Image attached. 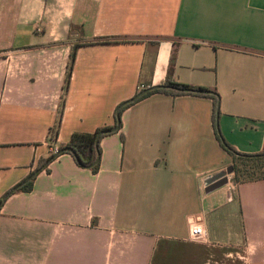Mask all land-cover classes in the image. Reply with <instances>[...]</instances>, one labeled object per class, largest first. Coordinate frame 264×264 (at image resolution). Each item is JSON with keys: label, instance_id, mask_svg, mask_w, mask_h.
<instances>
[{"label": "crops", "instance_id": "crops-1", "mask_svg": "<svg viewBox=\"0 0 264 264\" xmlns=\"http://www.w3.org/2000/svg\"><path fill=\"white\" fill-rule=\"evenodd\" d=\"M166 80L214 90L223 139L264 150V0H0V198ZM211 109L153 93L102 137L97 173L59 155L3 201L0 264H264V179L203 191L231 161Z\"/></svg>", "mask_w": 264, "mask_h": 264}, {"label": "trees", "instance_id": "trees-1", "mask_svg": "<svg viewBox=\"0 0 264 264\" xmlns=\"http://www.w3.org/2000/svg\"><path fill=\"white\" fill-rule=\"evenodd\" d=\"M74 58V52L71 54V59ZM162 86H157L145 94L139 96L135 101L130 102L128 104L123 105L119 110V115L121 117L122 111L129 107L130 105L134 104L136 101H139L140 99L151 95L153 93H161V94H168L171 96H177V95H197V96H203L207 97L211 100L212 104V113H211V119H212V126L214 131V136L220 147L230 156V164L232 165V179L233 181L237 183L241 182H248V181H254V180H260L264 179V150L256 152V153H242L237 150H235L230 144H228L222 137V135L219 132L218 126L216 125L215 121V111L218 109V95L214 90H210L208 88H203L200 86H193L189 84H183V83H177L170 80H166L164 83H162ZM198 90H209L210 92L204 93V92H198ZM118 108V107H117ZM117 110V109H116ZM116 110L114 114V123L113 125L109 126H103L95 129L93 132H80L76 131L71 134L70 140L67 144L59 146V151L56 153L49 154L46 158L40 159L38 161V164L36 168L31 172L29 177L32 175L31 179L23 183V185L17 189H15L14 186L10 190H8L1 198H0V207L3 203V201L11 195L14 191H30L32 188V183L35 175L45 169L47 165L56 159L59 155L63 153H68L72 156L75 163L83 168H88L91 170L92 173H97L99 170V161H100V154H101V148H100V140L102 137L107 136L112 133H116L121 128V122H119V128L115 131H108L103 132L100 134L99 140L97 141V134L100 131L108 130L112 128L117 120H116ZM121 121V120H120ZM57 134V126H55L53 129L50 130V139L56 137ZM123 139V137L121 136ZM66 148H70V150H66ZM63 150V151H60ZM98 158L97 162L95 160ZM242 162L245 163L250 170L240 171L238 169V163ZM241 177V179H240ZM27 180V178L25 179ZM23 180L22 182H24ZM20 182V183H22Z\"/></svg>", "mask_w": 264, "mask_h": 264}, {"label": "water", "instance_id": "water-1", "mask_svg": "<svg viewBox=\"0 0 264 264\" xmlns=\"http://www.w3.org/2000/svg\"><path fill=\"white\" fill-rule=\"evenodd\" d=\"M157 86H162L163 87L164 85L160 84V85L149 86V87L143 88V89L139 90L137 93H135V95L132 98H130V99L122 102L118 106V108L116 110V120H117L116 124L112 128H110L108 130L100 131L97 134V141L99 140V137H100V134L101 133L108 132V131H115V130H117L119 128V122H120L119 110H120V108L123 105L135 101V99H137L139 96L145 94L146 92H148L149 90H151V89H153V88H155ZM198 92L208 93L210 91L209 90H198ZM217 118H218V109H216V111H215V121H216V125H217ZM66 150H70V148H66ZM60 151H63V150H60ZM97 160H98V158L95 160V162H97ZM231 172H232V165L229 164L226 167H224V168L216 171L215 173H213L210 176H208L207 178H205L203 180V182H202V184L204 186L203 191L205 193H207V192H210V191H212V190H214V189H216V188L224 185L227 182V175L231 174ZM31 177H32V175L30 177H28L27 180H25L24 182L17 184V186L15 187V189L21 187L23 185V183H25L26 181H28L29 179H31Z\"/></svg>", "mask_w": 264, "mask_h": 264}, {"label": "built area", "instance_id": "built-area-1", "mask_svg": "<svg viewBox=\"0 0 264 264\" xmlns=\"http://www.w3.org/2000/svg\"><path fill=\"white\" fill-rule=\"evenodd\" d=\"M50 139V133H49ZM58 146H51L50 154L56 153L59 150ZM187 223V238L193 241H204L205 230L202 223L201 216L199 214H193L189 216L186 220Z\"/></svg>", "mask_w": 264, "mask_h": 264}, {"label": "rangeland", "instance_id": "rangeland-1", "mask_svg": "<svg viewBox=\"0 0 264 264\" xmlns=\"http://www.w3.org/2000/svg\"><path fill=\"white\" fill-rule=\"evenodd\" d=\"M238 169L240 170V171H245V170H250V168L245 164V163H242V162H240L239 161V163H238ZM227 177H228V179L232 182V183H237V182H235V181H233V179H232V175L231 174H229V175H227ZM240 179H241V177H240ZM223 263L222 264H232V262H231V260H238V263H240V264H244L243 263V260L240 258V259H237L236 257H230V256H228V257H223ZM206 264H210V262L208 261V262H206Z\"/></svg>", "mask_w": 264, "mask_h": 264}]
</instances>
